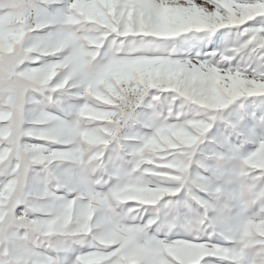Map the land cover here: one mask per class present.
I'll use <instances>...</instances> for the list:
<instances>
[{
	"label": "snow or ice",
	"instance_id": "snow-or-ice-1",
	"mask_svg": "<svg viewBox=\"0 0 264 264\" xmlns=\"http://www.w3.org/2000/svg\"><path fill=\"white\" fill-rule=\"evenodd\" d=\"M0 264H264V0H0Z\"/></svg>",
	"mask_w": 264,
	"mask_h": 264
}]
</instances>
